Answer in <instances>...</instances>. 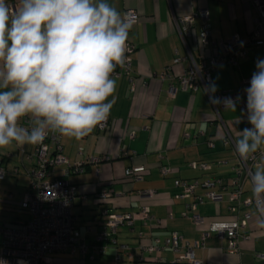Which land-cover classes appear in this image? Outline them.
I'll return each mask as SVG.
<instances>
[{
    "label": "crops",
    "instance_id": "obj_1",
    "mask_svg": "<svg viewBox=\"0 0 264 264\" xmlns=\"http://www.w3.org/2000/svg\"><path fill=\"white\" fill-rule=\"evenodd\" d=\"M122 15L128 9L138 14L128 33L127 43L135 50L130 54L134 89L125 77H115L116 103L108 116V125L103 131L96 128L81 140L61 137L63 153L71 161L93 156L100 159L97 164H87L84 172L73 178L77 187V197L71 207L73 226L84 238L87 250L82 253L78 248L74 253L68 250L46 254V264H111L115 245L109 240H97L96 236L104 228L105 217L101 211L109 209L118 212L137 211L142 205L150 208V213L160 219L159 226L144 224L137 219L133 230L121 226L115 238L118 243L127 244L133 250L132 258H123L117 264H179L173 261L175 254L169 249L159 252L161 260L154 262V255H147L139 249V242L148 243L150 238L160 242L170 231H178L183 239L193 244L199 239L200 229L189 217L183 216L184 203L188 198H179L180 188L174 186L175 179L191 181L213 180L229 181L235 164L231 150L223 144V130L214 121V112L204 88L194 93L177 91L168 96V80L158 77L165 67L171 64L175 55L185 53V47L176 31L173 16L186 15L196 8L205 6L208 10L207 26L211 37L216 40L227 39L236 34L244 42L253 28L256 12L249 0H106ZM20 6V0H6ZM199 19L194 21L193 37L189 41L192 54L197 57L202 50L197 34L201 29ZM264 58V48L250 46L247 57L239 59L236 65L224 61L217 63L211 72V81L218 90L209 94L215 96L219 91L233 90L246 100L245 88L241 81L256 71L255 61ZM174 65L172 73L177 74L185 68ZM113 97H108L112 100ZM237 103L236 110L221 107L219 113L233 139L240 138V131L251 127L247 116ZM20 123V122H19ZM130 132L134 137L130 138ZM201 132V134H200ZM211 140L212 147L207 145ZM24 151V153H22ZM32 152V145H11L0 148V166L5 175L0 179V227L16 226L28 214L21 208L23 194L29 180L25 174L33 159L26 156ZM203 161L212 165L208 171L192 169L189 162ZM221 161V163H217ZM144 165L142 178L131 181L124 176V169ZM160 165L170 168L163 176ZM256 167L253 168V172ZM105 188L111 196L103 201L96 192ZM152 190L151 197L139 194V191ZM220 191L219 188L215 189ZM196 193H202L197 188ZM224 199L219 203L204 201L197 205L196 212L207 221H225L234 218L228 210L225 191H220ZM252 196V185L248 179L244 182L242 198ZM241 212L252 213L247 226L240 230L246 238L239 241V252L226 251V243L210 234L201 246L194 248V255L202 264H257L255 253H264V227L252 206L241 208ZM143 231L147 237L139 240L137 233ZM150 237V238H149ZM149 238V239H148ZM1 242V235H0ZM103 246L101 255L90 258L92 246ZM147 256L144 261L139 255ZM114 264V263H113Z\"/></svg>",
    "mask_w": 264,
    "mask_h": 264
},
{
    "label": "built area",
    "instance_id": "obj_2",
    "mask_svg": "<svg viewBox=\"0 0 264 264\" xmlns=\"http://www.w3.org/2000/svg\"><path fill=\"white\" fill-rule=\"evenodd\" d=\"M255 9L256 16L253 28L250 30L247 39L242 42L238 35L234 34L227 39L216 40L211 37L210 30L207 26L208 10L205 6L196 8L189 14L179 17L173 16L174 26L185 47L184 54L175 55L171 64L165 67L164 71L158 75L162 80H168L167 88L168 96L173 97L177 91L194 93L199 88L206 89L211 81V72L214 66L219 62H226L230 65H236L239 59L247 57V49L250 46L264 48V0H249ZM10 11L17 9L12 3H7ZM130 14L138 21V14L135 10L128 9L123 14ZM199 19L201 29L197 34L199 47L205 53H200L195 57L191 50L189 41L193 37L194 21ZM135 21V22H136ZM135 50L133 44L127 43L125 53V66L121 68L117 66L112 76H125L134 89L133 76L131 74V58L130 54ZM187 62L185 68L180 73H172L174 65H182ZM250 77H246L241 81L244 86L249 85ZM206 91V90H205ZM208 97L209 92L206 91ZM238 95L236 91L225 90L219 91L215 97H232ZM214 112V121L223 130V144L228 147L233 155L235 164L232 167L233 174L229 181L220 178L213 180L200 181L193 179L186 181L183 179H175L174 186L180 188L177 194L179 198H188L184 203L183 216L189 217L192 223L199 227L200 236L197 241L190 244L183 239V235L178 231H170L168 235L160 242L158 238H148V243L139 242V249L146 252L149 256L153 254L154 261H160L159 252L169 249L175 254L173 259L176 263L186 264H202L194 255V248L201 246L203 241L210 234H214L218 239L225 240L226 251L231 254L239 252L240 239L246 238L241 229L247 226L252 213L249 211L241 212V208L252 206L254 212L261 218V211L257 210V201L251 197L242 198L244 191V182L248 179L251 183L250 175L253 168L264 166V153L258 151L247 162L240 160L232 143L234 140L230 132L227 130L224 121L219 113V108L225 107L222 103H211ZM241 107L246 106V100L240 101ZM27 118H22L20 123L25 124ZM108 125V118L102 124L96 127L98 131H103ZM27 126V125H25ZM201 134V132H200ZM130 138L134 137V133L130 132ZM209 147L213 146L211 140L207 141ZM24 153V151H22ZM33 159L32 165L25 170L28 177L29 185L23 194L20 203L21 208L28 214V218L21 220L16 226L0 227V259L7 261V264H46V254L51 252H60L68 250L74 253L78 248L84 253L87 247L84 238L80 232L73 226V216L71 207L77 197V187L73 182V178L84 172L87 164H97L99 158L90 156L86 159L71 161L63 153L61 137L49 134L43 141V145H32V152L26 156ZM1 162V156H0ZM218 164L221 161L217 162ZM192 169L208 171L212 165L208 162L192 161L188 163ZM144 165L132 166L124 169V176L131 181L142 178L145 171ZM170 168L160 165V173L165 176L170 172ZM5 175L4 169L0 166V179ZM252 185V184H251ZM197 188H202V193H196ZM227 194L228 210L234 213V218L225 221H207L205 217L196 212L197 205L204 201H212L214 203L221 202L224 197L220 191ZM140 195L151 197L154 194L152 190L139 191ZM111 196L109 190L102 188L96 192V197L103 201ZM105 217L104 228L98 232L97 240H109L115 245V253L113 263L117 264L123 258H132L133 250L127 244L118 243L115 235L117 229L121 226L133 230V225L137 219L144 224L159 226L160 219L155 218L150 213L147 205H142L137 211L118 212L109 209L101 211ZM139 240H143L147 235L143 231L137 233ZM105 251L103 246L93 245L90 251V258L103 254ZM147 256L141 253L138 257L139 261H144ZM257 264H264V253H255Z\"/></svg>",
    "mask_w": 264,
    "mask_h": 264
},
{
    "label": "clouds",
    "instance_id": "obj_3",
    "mask_svg": "<svg viewBox=\"0 0 264 264\" xmlns=\"http://www.w3.org/2000/svg\"><path fill=\"white\" fill-rule=\"evenodd\" d=\"M135 21L106 0H20L14 11L0 0V148L42 146L49 134L81 140L102 125L116 103L112 74L125 66ZM255 68L242 109L251 127L232 141L243 162L264 153V58ZM205 90L214 93L218 86L212 82ZM209 99L235 111L241 98ZM250 179L264 216V166ZM259 224L264 227V219Z\"/></svg>",
    "mask_w": 264,
    "mask_h": 264
},
{
    "label": "trees",
    "instance_id": "obj_4",
    "mask_svg": "<svg viewBox=\"0 0 264 264\" xmlns=\"http://www.w3.org/2000/svg\"><path fill=\"white\" fill-rule=\"evenodd\" d=\"M146 261H142L140 263H145ZM155 262V261H154ZM156 262H159V261H156ZM179 264H186V263H179Z\"/></svg>",
    "mask_w": 264,
    "mask_h": 264
},
{
    "label": "rangeland",
    "instance_id": "obj_5",
    "mask_svg": "<svg viewBox=\"0 0 264 264\" xmlns=\"http://www.w3.org/2000/svg\"><path fill=\"white\" fill-rule=\"evenodd\" d=\"M111 264H113V263H111Z\"/></svg>",
    "mask_w": 264,
    "mask_h": 264
}]
</instances>
